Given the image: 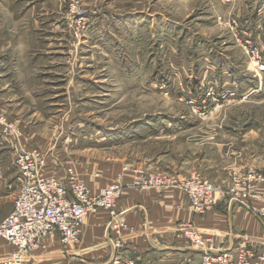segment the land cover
<instances>
[{"label":"rangeland","instance_id":"rangeland-1","mask_svg":"<svg viewBox=\"0 0 264 264\" xmlns=\"http://www.w3.org/2000/svg\"><path fill=\"white\" fill-rule=\"evenodd\" d=\"M0 19V117L47 165L61 154L96 185L123 167L196 177L230 202L264 173V0H0ZM1 193L0 222L16 197Z\"/></svg>","mask_w":264,"mask_h":264},{"label":"built area","instance_id":"built-area-1","mask_svg":"<svg viewBox=\"0 0 264 264\" xmlns=\"http://www.w3.org/2000/svg\"><path fill=\"white\" fill-rule=\"evenodd\" d=\"M70 3L74 4L76 11L79 9L80 0H70ZM247 41L246 45L256 47L253 41ZM252 54L257 62V72H264V53L255 49ZM20 137L15 122L1 116L0 138L11 142L13 169L20 183L12 212L0 223V239L11 245L14 252L0 264H25L28 256L44 247L45 240L56 236L64 248L78 246L82 240L84 224L99 209L112 212L110 229L115 230L117 225L123 230L128 228L122 215L116 213L117 201L123 188L122 179L93 195L89 186L81 182L71 168L66 169L63 179L46 175L45 155L38 149L23 148ZM134 175L132 185L138 189L154 190L160 194L167 191L184 192L192 209L199 215L213 209L225 195L221 186L196 177L179 178L148 169L134 171ZM260 185H264V173L249 169L243 178L236 180L231 190L235 198L231 202L245 200L248 196L264 200V194L257 192ZM253 213L264 219V208H253ZM179 230L192 243L193 249L201 254L202 264H264V248L254 251L246 240L234 249H224L210 244L208 239L186 223H180ZM113 247L117 252L109 264H139L137 259L122 255L121 242H113Z\"/></svg>","mask_w":264,"mask_h":264},{"label":"crops","instance_id":"crops-1","mask_svg":"<svg viewBox=\"0 0 264 264\" xmlns=\"http://www.w3.org/2000/svg\"><path fill=\"white\" fill-rule=\"evenodd\" d=\"M3 23L0 19V27ZM253 37L264 49V32L257 30ZM0 140L10 150L3 152L0 158V192L17 195L20 182L13 169L11 142ZM48 163L47 174L56 175L58 179L65 177L68 168L65 157L51 154ZM151 166L164 171L159 163ZM87 169L91 171H88L89 174H93L94 167L88 165ZM123 170L124 167L120 168L113 178L114 182L111 179L109 184L96 185L88 174L82 177L85 182L79 180L86 184L88 182L92 194L96 195L102 188L115 183L120 174L123 175L124 186L117 201L116 213L121 214L122 220L128 225L126 230L117 234L116 230L109 229L110 212L98 210L84 224L82 240L78 246L67 249L62 247L58 236L47 239L44 242L46 252L30 255L25 264H109L117 252L113 247L116 241L123 244L121 253L124 257L135 258L141 264H202L201 254L191 247L180 232V223L188 224L215 247L234 249L246 240L254 251L264 248V219L252 211V208H264V200L230 202L224 195L213 209L199 215L192 209L184 192L167 191L160 194L153 190L138 189L132 185L135 175L125 174ZM257 192L264 194V185H260ZM13 252L14 248L0 239V257ZM68 256L73 257L69 260L66 259Z\"/></svg>","mask_w":264,"mask_h":264},{"label":"bare ground","instance_id":"bare-ground-1","mask_svg":"<svg viewBox=\"0 0 264 264\" xmlns=\"http://www.w3.org/2000/svg\"><path fill=\"white\" fill-rule=\"evenodd\" d=\"M99 210H101V209H99ZM105 210V209H104ZM93 214H95V213H93Z\"/></svg>","mask_w":264,"mask_h":264}]
</instances>
